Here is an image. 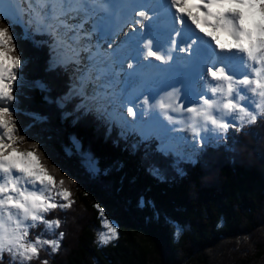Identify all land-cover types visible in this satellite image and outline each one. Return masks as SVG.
I'll use <instances>...</instances> for the list:
<instances>
[{
	"label": "snow or ice",
	"instance_id": "obj_1",
	"mask_svg": "<svg viewBox=\"0 0 264 264\" xmlns=\"http://www.w3.org/2000/svg\"><path fill=\"white\" fill-rule=\"evenodd\" d=\"M17 28L25 38L42 37L33 43L46 46L45 71L66 78L61 94L50 97L43 79L26 81L22 69L29 57L17 51ZM25 82L45 93L43 99L55 104L61 119L92 122L106 137L116 128L126 142L129 135L139 137L129 145L133 153L141 143L156 141L153 151L171 156L182 176L180 163L195 164L230 128L240 132L264 118V0H20L19 8L5 0L0 10V254L9 253L19 264L39 259L42 249H60L61 219L48 214L74 203L63 177L57 179L42 162L45 137L36 133L29 141L20 135L18 114L48 121L35 112L22 113ZM70 139L83 167L98 174L94 154L81 151L75 136ZM147 171L165 178L155 163ZM93 207L107 230L98 240L106 244L118 235L117 227L100 204ZM39 226L43 231L32 235ZM180 231L177 226V237Z\"/></svg>",
	"mask_w": 264,
	"mask_h": 264
},
{
	"label": "trees",
	"instance_id": "obj_2",
	"mask_svg": "<svg viewBox=\"0 0 264 264\" xmlns=\"http://www.w3.org/2000/svg\"><path fill=\"white\" fill-rule=\"evenodd\" d=\"M16 32L17 51L22 57L25 48L20 44L32 47L27 56L29 71L25 73L23 68L26 77L45 80L50 97L61 94L65 88L62 78L56 83L55 76L45 71L46 50L23 40L20 28ZM26 88L34 90L27 104L54 113L51 105L55 104L43 99L45 93L28 85ZM70 118L53 120L50 126L65 141L60 146L64 151L61 155L41 146L47 155L43 163L50 172L56 169L60 176L70 178L75 184L70 189L75 186L73 191L78 195L77 205L90 211L91 217L78 233L71 234L68 246L72 248L67 255L56 254L50 264H217L221 249L228 245L239 252L231 264H259L257 261L264 259V228H260L264 224V151L256 153L259 160L255 161H251L254 157L243 159L242 152L237 155L238 148L232 155H203L199 164L187 171V165H182L184 175L171 170L159 180L147 171L149 162L142 149L133 153L113 137L96 136L101 130L95 124L93 128L83 121L74 124ZM41 131L35 126L20 135L31 141L33 132ZM71 136L80 141L81 151L94 154L100 169L95 176L90 177L81 164ZM240 143L249 154L253 144L248 138ZM95 204L103 207L105 216L117 227L118 235L106 244L96 241L95 227L101 229L102 225ZM177 226L181 228L178 237ZM258 231L251 244L243 243ZM241 243L243 248H239Z\"/></svg>",
	"mask_w": 264,
	"mask_h": 264
},
{
	"label": "rangeland",
	"instance_id": "obj_3",
	"mask_svg": "<svg viewBox=\"0 0 264 264\" xmlns=\"http://www.w3.org/2000/svg\"><path fill=\"white\" fill-rule=\"evenodd\" d=\"M0 5H5V2L4 1H1L0 2ZM21 37H22V35H21ZM23 37L25 38L24 35H23ZM23 37H22V39H23ZM22 71H23V69H22ZM51 74H53V76H56L57 77V75H56L55 72H51ZM27 85L28 84L25 83L24 86L27 87ZM23 91L24 90L22 89V92ZM25 97H24L25 98V102H27V101L30 100V96L27 95ZM71 118L73 120V117H71ZM77 124H78V122H77ZM87 125L93 126L91 124H87ZM247 128L252 129V133H250L251 130H249V129L247 130ZM100 130L101 131L98 132L96 134V136L102 135V136L105 137V134L102 132L103 130L101 128H100ZM260 131H262V132L264 131V118L258 119L255 124L246 125L240 132H236L234 130V133H233L234 137L235 136L238 137L239 134H242L245 139L248 138L250 144H253L252 147H251V150H250V153L249 154H246L242 150L243 149L242 146L239 145V144H238V146H237V144H233L231 146V143H237V140H234V142H233L231 140V138H232L233 135H229V133H226V134H228V136L226 134H223V138L221 140H219L218 142H215L214 143L215 146L214 145L209 146L210 147V150H207V151H208V153L209 152H212L213 154H215L216 155L215 157H217V155L218 156H221L220 154H222L223 149L224 150L226 149L225 144L226 143H230V145L228 146V149L225 150V151H229V155L230 154L232 155L233 153H235L234 151H235V149L237 147L238 148V152L236 154L238 155L239 153L242 152L241 154L244 155V158L243 159L246 158V160H248V159L254 157L253 159H251V161L259 160V157H258L259 153H261L262 151H264L263 148H262V147H264V135H263V137L261 136L262 139H260L261 137L258 138L260 136ZM96 139H99V138H96ZM230 146H231V149H230ZM41 152H42V155H43V160H42V162H43L44 161V158L47 159V155L44 153V151L42 149H41ZM255 156H257V157H255ZM208 164L210 165L211 163H208ZM194 166H197V165L196 164L187 163V167H186L187 169L185 171H187L190 168H193ZM203 167H206V166H203ZM163 169L166 170V171H168L167 170V167H163ZM52 171L55 174V176L57 177V179H59V178L62 177V176H60L62 173H60L56 169H54ZM88 174H90V173L88 172ZM90 175H91L90 177L95 176V175H92V174H90ZM64 177H63V179H64V182H65V187H67L70 190V192L72 193V199H73L74 203L67 210L61 211V210L57 209L54 212H51V213L48 214L49 218H51V217H58V218L61 219V222L62 223H61L60 229L57 230V231L62 230L65 233V236H64V238H63V240L61 242V247L55 253H51L50 249H42L41 252H40L39 259H33L32 261L29 262V264H41V261L44 260V259H47L48 264H50L52 262V260L55 258V256H57V255L64 256L65 254L67 255V253H68L67 251H69L72 248L71 245H70V248L68 246L69 245L68 242H71V239H70V238H72V235L71 234H73V231L75 233H78L80 231V227L83 228L84 227V224H86L87 223V220H89V218L91 217L90 214H89V213H91L90 211L86 210L82 205H77V203H78V195H76V192L73 191V190H76L75 189V186H73L75 184L70 181V178L69 177H67V176L65 178ZM71 184H73L72 185L73 189H70V185ZM86 211H87V213H86ZM96 213H97V211H96ZM98 217H99V215H97V220L98 221L101 220V219H98ZM260 228L263 229L264 228V224H261V227ZM42 231H43V226H39L36 229H32L31 230V233H32V235H35V234H37L39 232H42ZM106 231L107 230L103 226L101 227V229L95 227L96 241H98V243L100 245H101V243L98 240V233H100V232H106ZM257 233L259 234V231L256 232V234ZM256 234L253 235L251 238H248L247 237L246 240L243 243L244 244H251L253 238L259 236L258 234L257 235ZM69 235H70V237L68 238ZM45 238H52V237L50 235H48V234H45ZM110 241L111 240H109L108 242H110ZM243 243H241V246L239 248H243ZM229 246L230 245L226 246L227 248H225V249H223V248L221 249L222 250V252H221L222 257L217 261V264H231L233 261H235L239 257V254H238L239 252L238 251H234V250L232 251L231 250V247L229 248ZM257 262H260L259 264H264V259L262 261H257ZM0 264H19V260L12 261L11 258H10V255L8 253L6 255V257L0 262Z\"/></svg>",
	"mask_w": 264,
	"mask_h": 264
},
{
	"label": "water",
	"instance_id": "obj_4",
	"mask_svg": "<svg viewBox=\"0 0 264 264\" xmlns=\"http://www.w3.org/2000/svg\"><path fill=\"white\" fill-rule=\"evenodd\" d=\"M23 48H27L28 50L25 51L22 50V55L23 56H28L29 53L28 51H31L32 50V47L30 44H25V43H22L20 44ZM29 65V67H28ZM29 68H30V64L28 62L27 64V67H25V73H27L29 71ZM31 75V74H30ZM26 76V74H25ZM32 79H30L28 76L26 77V81H31ZM26 83V82H25ZM24 83V85H25ZM23 85V86H24ZM22 89L24 90L23 93H24V96H22V100L24 101L25 100V96H30V98L32 97L33 93H34V90H29L28 88H26L24 86V88L22 87L21 88V91ZM26 92V93H25ZM21 100V101H22ZM25 102V101H24ZM32 104V103H30ZM30 104H27V102H25L23 105H24V108L22 109V113L24 110L26 111H31V112H35V113H38L40 116H47L48 117V121L47 122H43V121H35L31 116H28L26 114H18L17 115V122H18V126H20V131L21 133L20 134H27L28 130H30L32 127L34 129L35 126H40L42 130H47V129H51V132H48V131H41L40 133L45 137V143H47L48 147L46 149H48L49 151L52 150L54 153L55 152H59L58 154H63L62 151H64L60 146L63 144H65V141L64 140H61V138L59 137V135H57V132L54 128V126H50V125H53V120L55 121V118L56 117H59V111L56 109V107L54 105H51L52 107V110L54 111V113L46 110V109H40V108H35L33 105H30ZM32 110H35V111H32ZM54 114V115H52ZM24 125V127L21 128V126ZM30 126V127H29ZM28 128L27 131H25L24 129L25 128ZM38 132H33V134H36ZM51 135L52 139H47V137ZM31 137V136H29ZM32 138V137H31ZM30 138V139H31ZM40 142V141H39ZM41 146L44 147V144L42 143ZM63 147V146H62ZM51 151V152H52ZM66 151V150H65ZM64 154L68 155V153L64 152ZM54 156H56V154H54ZM71 166L73 167L74 165L71 164ZM75 167V166H74Z\"/></svg>",
	"mask_w": 264,
	"mask_h": 264
}]
</instances>
